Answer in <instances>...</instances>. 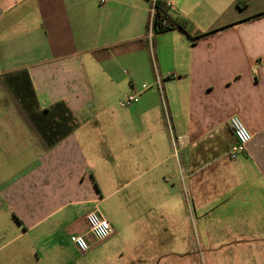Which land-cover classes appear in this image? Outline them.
I'll list each match as a JSON object with an SVG mask.
<instances>
[{
	"label": "crops",
	"instance_id": "0c3cea01",
	"mask_svg": "<svg viewBox=\"0 0 264 264\" xmlns=\"http://www.w3.org/2000/svg\"><path fill=\"white\" fill-rule=\"evenodd\" d=\"M163 1L185 30L150 0H0V264H74L95 206L118 264L161 263L192 211L264 232V0Z\"/></svg>",
	"mask_w": 264,
	"mask_h": 264
},
{
	"label": "rangeland",
	"instance_id": "374dc122",
	"mask_svg": "<svg viewBox=\"0 0 264 264\" xmlns=\"http://www.w3.org/2000/svg\"><path fill=\"white\" fill-rule=\"evenodd\" d=\"M193 205L189 204L190 209ZM229 221L221 217L197 219L192 211L183 220L184 234L170 233L167 244L162 243L158 251H149L147 259H161L159 264H264V232L249 222L246 229L228 233L224 227ZM236 221V226L247 225L246 220ZM61 242L74 264H118L123 255V251H110L103 243L85 255L66 247L68 240Z\"/></svg>",
	"mask_w": 264,
	"mask_h": 264
},
{
	"label": "built area",
	"instance_id": "2783aa9c",
	"mask_svg": "<svg viewBox=\"0 0 264 264\" xmlns=\"http://www.w3.org/2000/svg\"><path fill=\"white\" fill-rule=\"evenodd\" d=\"M150 1L152 2V27L154 28L153 17L158 0ZM166 4L169 8L172 7V2L167 1ZM154 85H161L160 78L157 79V82ZM149 88L150 86L147 84L142 86L143 91L148 90ZM138 102L139 96L134 93L125 95L121 100V104L124 106H130ZM228 125L236 139V142L230 147L229 151L230 159L235 161L245 154L247 146L253 139V135L238 115L231 116ZM175 142L179 147H184L185 145V140L182 137H176ZM85 221L87 224V232L85 234H73L71 236L72 243L82 253H86L96 244L108 240L114 233L110 220L101 212L98 206H95L86 214Z\"/></svg>",
	"mask_w": 264,
	"mask_h": 264
},
{
	"label": "trees",
	"instance_id": "16d2710c",
	"mask_svg": "<svg viewBox=\"0 0 264 264\" xmlns=\"http://www.w3.org/2000/svg\"><path fill=\"white\" fill-rule=\"evenodd\" d=\"M153 24L154 30L157 33L166 32L175 28H180L183 30L187 28V24L185 21L174 18L171 15L170 8L163 0H158L156 4V11L153 17Z\"/></svg>",
	"mask_w": 264,
	"mask_h": 264
}]
</instances>
